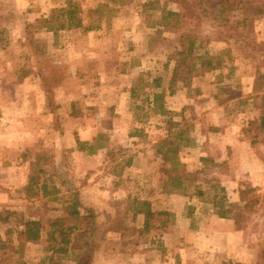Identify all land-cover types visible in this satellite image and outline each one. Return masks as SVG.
I'll return each instance as SVG.
<instances>
[{
  "label": "rangeland",
  "instance_id": "obj_1",
  "mask_svg": "<svg viewBox=\"0 0 264 264\" xmlns=\"http://www.w3.org/2000/svg\"><path fill=\"white\" fill-rule=\"evenodd\" d=\"M72 1L82 28L51 32L40 20L65 0H0V211L45 221L73 190L96 212L97 238L116 241L109 221L118 216L141 225L126 207L147 199L174 221L128 255L131 263L264 264V139L251 146L244 132L248 121L264 115V14H255L263 4L212 0L210 9L189 0V17L181 0ZM161 8L183 15L182 22L174 29L157 26ZM186 36L196 39L195 57L207 52L222 64L199 69L187 85L178 79L169 94L172 55ZM155 78L160 87H153ZM219 84L240 97L218 103ZM155 92L163 93L165 115L152 110ZM169 119L172 131L183 130L177 173L186 177V195L161 192L167 173L155 144L167 137ZM92 136L91 144L105 150L74 153L76 138ZM30 176L36 183L27 195ZM43 180L58 190L59 201L42 198ZM216 182L238 204L235 219L214 214ZM198 183L203 197L193 188ZM246 187L258 202L239 211L238 190ZM11 225L0 222V244L7 246L0 264H47L42 243L9 250L17 245L15 232L7 233ZM101 250L95 264H131ZM57 257L72 264L71 252Z\"/></svg>",
  "mask_w": 264,
  "mask_h": 264
},
{
  "label": "trees",
  "instance_id": "obj_2",
  "mask_svg": "<svg viewBox=\"0 0 264 264\" xmlns=\"http://www.w3.org/2000/svg\"><path fill=\"white\" fill-rule=\"evenodd\" d=\"M211 1L212 0H200L199 2L213 9L214 5ZM254 1L263 4V7L256 8L255 14H264V0ZM181 2V5H185L184 9L189 12V0H181ZM152 5V3H148L144 7H152ZM222 13V9L217 10L215 15L219 16ZM191 16L192 14L190 15L189 12V17ZM183 18L184 16L179 13L161 8L157 26L166 29H174L182 22ZM40 22L44 29L51 32L58 29H79L83 26V21L78 13V6L72 0H65L63 7L54 9L49 17L42 18ZM245 22V20H242L240 24L244 25ZM85 30L89 31L92 30V28L89 27ZM182 44L183 47L175 50L172 55V60L175 65L173 67L172 77L169 81V94L174 93L173 85L178 79L182 78L181 81L187 85L188 81L199 69L204 67L217 69L222 64L219 56L215 59L209 58L207 52L201 56L195 57L193 54L196 44L195 38L186 36ZM180 67L182 69L179 74ZM152 84L153 87H160L159 78H155ZM131 93L134 95L135 89L131 90ZM260 95V98L264 100V94ZM238 96L240 97L239 93L235 92L232 86L219 84L214 98L218 103L223 104ZM162 99V92H155L153 94L152 110L155 113L159 111L161 115H165L166 111L162 106ZM173 125L175 124L171 119L166 120L168 135L155 144L156 153L161 157L164 170L167 173V182H170L169 188L167 187V182L161 185V192L186 195L188 190L184 183L186 177L177 173V169L180 165L178 160V148L180 144H178V141L180 140L179 137L183 130L174 132L171 128ZM244 132L251 146L259 144L264 139V115L261 114L256 120L248 121V126L245 128ZM93 141H95V138H93ZM93 141L91 143H93ZM96 141H98V139ZM91 143L88 141H81L79 138L75 139L76 149L81 153L94 155L99 150L104 149L102 144L96 143L92 145ZM118 174H120V172ZM35 183L34 177L30 176L25 187L27 195H29ZM220 185V183L216 182L212 186L213 189L219 191L218 195H215L211 199L214 214L221 219H235L236 216L233 214V211L238 207V204L228 201L225 187ZM193 188L195 191H198V197L204 196L201 184H195ZM40 189L42 198L52 203L59 201V192L54 186L49 188L46 181L43 180L40 184ZM69 192L68 202L62 204L60 208H57V206L54 207L53 211L57 213V215L49 217L45 221L26 219L24 214L8 209L0 211V222L3 224L12 223L10 226L12 230H7L10 231L7 233L15 232L16 236L17 245L15 246L13 244L9 250L15 253L22 250L27 244L36 245L42 243L44 245V251L48 253L46 258L47 264H59L57 255L69 252L72 253V264H93V255L101 248L108 254L120 253L133 255L138 253L139 248L142 244L148 242L150 236L156 234L158 231L167 229L168 224L174 221V214L166 210H155L149 200L136 198L129 201L126 210L130 213L132 218L142 216L141 225H127L116 216L109 221L107 231L117 234L119 236L118 240L98 239L96 235V212L80 201L76 191L71 190ZM254 192L255 190L252 187L238 190L239 204L242 205L238 209L239 211L252 209L253 206L256 205L258 198L253 195ZM6 248L7 246L5 244H0V250H6Z\"/></svg>",
  "mask_w": 264,
  "mask_h": 264
},
{
  "label": "crops",
  "instance_id": "obj_3",
  "mask_svg": "<svg viewBox=\"0 0 264 264\" xmlns=\"http://www.w3.org/2000/svg\"><path fill=\"white\" fill-rule=\"evenodd\" d=\"M93 138H94V136H92V137H90V138H85V140H82V139H80L79 138V140H81V141H88V142H92L93 141ZM75 150L76 151H74V153H76V154H80L81 152H79L76 148H75ZM102 150H105V149H101V150H99L98 152H100V151H102ZM81 154H85V153H81ZM86 155V154H85ZM186 161V160H185ZM185 163H187V162H185ZM176 217H177V215H175ZM137 218L138 219H141V221H142V216H137ZM108 233H111V232H108ZM118 238H119V236H118ZM118 238H117V240H118ZM27 245H29V244H27ZM105 257H114V258H118V257H127L125 260L126 261H129V263H131L132 261H134L133 260V258L132 257H130V256H128V255H124V254H120V253H118V254H112V255H107L106 253H104L102 250L100 251ZM135 256V255H134ZM133 256V257H134ZM120 259H122V258H120ZM171 260L169 259L168 260V262H165V264H170L171 262H170ZM93 264H95L94 262H93ZM107 264H113V263H107ZM131 264H133V263H131ZM173 264H175L174 262H173ZM189 264H191V263H189Z\"/></svg>",
  "mask_w": 264,
  "mask_h": 264
}]
</instances>
